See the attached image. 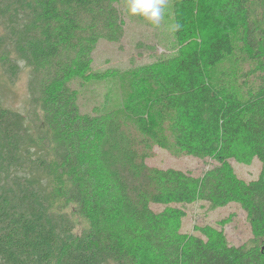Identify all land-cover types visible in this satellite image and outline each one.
Masks as SVG:
<instances>
[{"label":"trees","instance_id":"16d2710c","mask_svg":"<svg viewBox=\"0 0 264 264\" xmlns=\"http://www.w3.org/2000/svg\"><path fill=\"white\" fill-rule=\"evenodd\" d=\"M170 2L177 51L128 71L121 109L81 115L71 85L102 78L92 53L123 37L125 0H0V65L28 69L40 113L37 126L0 100V264H264V0ZM154 147L217 166L153 169ZM254 159L258 177L238 179L229 161ZM197 202L240 205L251 243L182 232Z\"/></svg>","mask_w":264,"mask_h":264},{"label":"rangeland","instance_id":"374dc122","mask_svg":"<svg viewBox=\"0 0 264 264\" xmlns=\"http://www.w3.org/2000/svg\"><path fill=\"white\" fill-rule=\"evenodd\" d=\"M120 9L125 22L123 37L118 43L100 41L92 53L91 71L101 74L102 78L83 85L79 82L71 85L77 92L75 104L81 115L121 109L128 71L149 65L159 58L171 57L177 51L170 0L167 3L165 18L158 27L148 25L139 17H128L124 11L125 4ZM206 27L204 16H198L195 31L197 43L202 42V36L209 37L211 32L207 31ZM0 100L5 108L24 115L29 123L38 126L40 113L31 102L27 68H22L13 77L5 73L0 65ZM40 147L44 152L49 151L48 144L43 145L40 142ZM152 152V157L146 160V164L153 169H174L194 177H202L217 166L212 159L175 157L157 147H154ZM229 163L235 176L245 182L255 180L261 170L257 159L250 165L239 164L234 160ZM151 209L158 213L165 207L151 205ZM71 210L70 206L68 212ZM182 210L186 213L181 222L184 233L199 235L194 230L195 227L211 226L223 230L229 244L235 247L248 246L253 239L246 212L238 204L231 203L225 207L211 209L208 203L197 202L185 205ZM73 218L76 223L75 233L80 234L86 224L76 215H73ZM221 222L225 224L221 226Z\"/></svg>","mask_w":264,"mask_h":264},{"label":"clouds","instance_id":"9594fccd","mask_svg":"<svg viewBox=\"0 0 264 264\" xmlns=\"http://www.w3.org/2000/svg\"><path fill=\"white\" fill-rule=\"evenodd\" d=\"M168 0H125V14L139 17L152 27H158L165 18Z\"/></svg>","mask_w":264,"mask_h":264}]
</instances>
